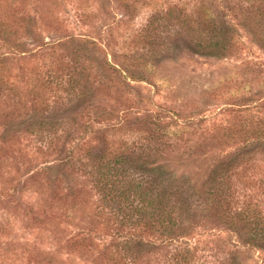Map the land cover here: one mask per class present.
I'll list each match as a JSON object with an SVG mask.
<instances>
[{"label":"rangeland","instance_id":"374dc122","mask_svg":"<svg viewBox=\"0 0 264 264\" xmlns=\"http://www.w3.org/2000/svg\"><path fill=\"white\" fill-rule=\"evenodd\" d=\"M237 1L141 0L132 21L127 16L131 7L128 9L121 0H0V30L10 32L8 41L0 37V77L8 73L12 82L9 89L0 86V264H101L103 243L98 238L105 237L108 242L116 237V228L97 214L95 189L88 186L79 201L67 194L61 169L56 168L50 179L46 178V167L57 164L54 159L58 155L50 150L42 153L38 146L53 138L54 130L57 141H65L64 149L77 156L98 144L102 136L113 142L129 138L119 129L125 126L122 119L158 114L178 146L167 166L177 175L191 177L195 190L201 193L210 168L226 150V145L221 146L226 137H214L215 130L224 127L229 133L242 128L246 124L240 122L244 114L239 111L246 106L240 101L242 96L261 91L260 85H264V49L257 43V33L255 37L250 34L248 26L235 15ZM206 3L223 11L228 30L231 25L236 27L229 32V50L216 54L197 50L192 45L193 30L188 23L181 24V15L175 10L173 19L160 21L156 29L163 46L145 60L137 55L126 60L129 69H136L139 63L137 67L144 68L147 79H127V90L121 86L109 90L105 85L98 89V82L87 83L81 92L88 94L86 100L94 97L95 102L79 115L64 113L71 101L69 110L77 105L74 99L79 93L68 83L67 74L72 71L75 76L82 65L87 68L89 61L83 58L89 52L84 56L75 50V43L67 50L63 40L73 36L95 41L108 58L112 48L127 47L131 53L135 46L130 34L144 25L155 11L152 7L165 11L177 5L189 14L195 5ZM126 4L130 6V2ZM262 6L264 10V3ZM258 95L247 103H259ZM120 96L128 97L131 107L117 102ZM42 98L49 104L48 112L34 108ZM110 107L115 109L117 125H99L91 120L93 113ZM42 113L49 114L46 123H22L29 115L39 117ZM15 125L19 131L2 139L3 131ZM64 131L69 134L67 138L60 136ZM191 149L210 151L187 157ZM255 156L264 164V154ZM195 213L204 225L192 223L174 244L188 243L194 248L196 263L264 264L263 249L244 244L238 234L220 229L211 218L201 219L205 214L201 207ZM88 235L98 245L78 249L75 241ZM155 256L160 258L156 264H161L162 254ZM156 257L151 256V260Z\"/></svg>","mask_w":264,"mask_h":264},{"label":"trees","instance_id":"16d2710c","mask_svg":"<svg viewBox=\"0 0 264 264\" xmlns=\"http://www.w3.org/2000/svg\"><path fill=\"white\" fill-rule=\"evenodd\" d=\"M121 1L128 9L131 7L127 16L133 21L141 0ZM127 2H130V6ZM262 2L264 0H238L235 15L248 26L250 34L255 37L257 33V43L264 49ZM223 3L232 9L227 2ZM152 8L155 11L146 19L144 25L130 34L135 46L131 53L127 47L118 50L112 48L111 57L108 58L107 53L102 55L104 51L95 41L76 39L73 36L63 40L61 44L67 45V50L75 43V50L83 52L84 56L86 51L89 52V56L83 58L89 61L87 68L82 65L75 76L72 75L74 72L68 71L67 81L72 83L73 88L77 87L79 93H76L74 99L77 100V105L69 110L72 101H68L70 103L64 113L69 115L73 112L79 115L85 106L95 102L94 97L86 100L88 94L81 92V89L88 86L87 83L98 82V89L105 85L109 90L115 86L127 90L130 87L127 79H147L144 68L137 67L139 63L136 64V69H129L126 60L135 55L145 60L157 52V47L163 46V39L160 40L161 35L156 34V29L160 21L173 19L175 10L181 15V24L188 23V28L193 30L192 45L197 50L216 54L229 50L232 46L229 32L231 28L236 30V27L231 25L228 30L229 23L225 20L223 11H216L208 3L195 5L189 14L177 5L168 7L165 11L159 6L156 9L160 12ZM8 34L9 31L0 30V37L6 41ZM79 57L77 54L78 61L81 59ZM9 78L8 73L1 74L0 86H7L9 89L12 85ZM90 78L92 79L89 80ZM260 87L263 90L254 94L251 92L240 100L245 101L246 105L239 111L244 114L240 122H246L242 128L233 129L229 133L224 127L215 130L214 137H226L221 142V146L226 145V150H221L215 164L210 168L201 193L195 190L191 177L177 175L167 166L168 159L174 158L171 157L178 146L171 139L170 130L163 125L164 119L158 118V114L154 116L150 112L136 115L129 121L122 119L125 126L119 129L127 132L129 138L126 136L113 142L102 136L98 144L83 149L84 152L77 156L64 149L65 141H57L59 137H55V130L52 132L53 138L48 142L41 141L38 149L42 153L50 150L52 154L59 156L54 159L57 164L46 167V178L50 179V173L56 168L61 169L62 180L69 189L67 194L79 201L81 195L88 192V186L90 190L95 189L98 194L95 201L97 214L107 225L116 228V237L110 241L107 242L105 237L97 240L103 243L99 250L101 264H156L160 261L156 254H162L161 264H199L194 258V248L188 243L180 246L174 242L182 230H187L192 223L196 227L204 225L196 218L195 210L200 207L205 213L201 215V219L211 218L220 229L238 234L244 244L264 250V164L255 156L257 153L264 154V85ZM257 94H261L256 98L259 103L253 106L247 103ZM118 101L131 107L132 101L128 97L120 96ZM37 102L38 105H33L36 110L48 112L49 104L45 98ZM137 105L138 103L135 104ZM114 112L112 107L97 111L93 113L91 120L99 125L115 126L117 124L113 120L116 119L113 118ZM48 116L49 114L44 113L39 117L29 115L22 123L42 125L47 122ZM14 127L3 131L2 139H7L19 131V125ZM68 135L64 131L60 136L67 138ZM195 149L189 150L187 157L210 151L204 149L196 152ZM72 175L74 181L70 179ZM75 179L79 182H75ZM94 243L95 239L88 235L77 239L74 245L84 250ZM151 256L156 258L151 260Z\"/></svg>","mask_w":264,"mask_h":264}]
</instances>
